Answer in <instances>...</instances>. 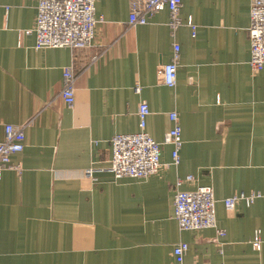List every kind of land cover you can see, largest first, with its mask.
<instances>
[{
	"label": "crops",
	"instance_id": "1",
	"mask_svg": "<svg viewBox=\"0 0 264 264\" xmlns=\"http://www.w3.org/2000/svg\"><path fill=\"white\" fill-rule=\"evenodd\" d=\"M249 10L250 0H182L184 22L172 31L167 9L129 25V0H96L102 20L91 46L35 49L37 0H0V140L5 124L31 119L24 148L11 156L20 170L0 175V264H175L179 241L187 264H264V197L238 200L232 213L223 203L264 194V66L249 65ZM174 42L169 87L162 65ZM70 63L68 106L59 91ZM141 101L156 141L177 113L180 161L171 164L164 143L157 173L116 179L109 140L138 131ZM187 175L181 189L212 188L222 236L179 229L174 183Z\"/></svg>",
	"mask_w": 264,
	"mask_h": 264
},
{
	"label": "built area",
	"instance_id": "2",
	"mask_svg": "<svg viewBox=\"0 0 264 264\" xmlns=\"http://www.w3.org/2000/svg\"><path fill=\"white\" fill-rule=\"evenodd\" d=\"M96 0H37V14L34 25L35 49L68 47L87 48L94 40L95 25L102 20L95 14ZM182 0H129L128 24H145L149 18L163 9L169 13V28L174 31L184 20L180 16ZM192 29L190 19L185 21ZM250 42L249 65L252 71H259L264 66V0H250L249 25L247 28ZM180 46L177 42L172 45L171 59L162 65V81L166 86L176 84L177 66ZM95 57H92L94 59ZM76 73L72 63L62 69V86L59 96L71 106L74 101ZM139 91L138 86L135 87ZM149 107L145 101L138 104V131L132 133H118L113 135L109 142L111 156L109 170L116 179L130 177L144 179L158 172L161 146L164 143L172 145L171 164L177 165L180 161L179 151L182 146L181 127L177 113L171 111L168 117L172 127L165 133L161 142L153 139L146 131V117ZM31 119L18 124L7 123L3 128V139L0 140V175L5 169L20 170V165L11 162V156L24 148V134ZM91 177L92 169L84 171ZM187 175L177 178L174 192V218L180 230L199 231L205 228H214L216 235L222 236L223 230L216 226L215 204L213 190L210 186H197L192 190H183L181 184L192 181ZM264 197L261 192L232 195L223 200L226 210H234L236 202L243 200L249 205L254 199ZM217 242V238H214ZM256 248L259 244H253ZM188 244L177 242L172 248L175 264H187L185 255ZM198 264V263H192Z\"/></svg>",
	"mask_w": 264,
	"mask_h": 264
}]
</instances>
